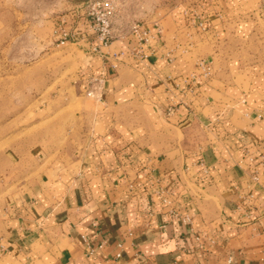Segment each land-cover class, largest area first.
Masks as SVG:
<instances>
[{
	"label": "crops",
	"instance_id": "1",
	"mask_svg": "<svg viewBox=\"0 0 264 264\" xmlns=\"http://www.w3.org/2000/svg\"><path fill=\"white\" fill-rule=\"evenodd\" d=\"M120 1L109 45L67 42L102 99L80 145L33 154L0 264H264L261 0ZM135 20L154 35L141 51ZM200 58L212 73L193 79Z\"/></svg>",
	"mask_w": 264,
	"mask_h": 264
},
{
	"label": "rangeland",
	"instance_id": "2",
	"mask_svg": "<svg viewBox=\"0 0 264 264\" xmlns=\"http://www.w3.org/2000/svg\"><path fill=\"white\" fill-rule=\"evenodd\" d=\"M128 1L120 5L137 8ZM76 4L0 0V223L20 185L37 175L33 154L80 145L82 123L100 101L87 95L95 81L78 87L76 46L59 42Z\"/></svg>",
	"mask_w": 264,
	"mask_h": 264
},
{
	"label": "built area",
	"instance_id": "3",
	"mask_svg": "<svg viewBox=\"0 0 264 264\" xmlns=\"http://www.w3.org/2000/svg\"><path fill=\"white\" fill-rule=\"evenodd\" d=\"M117 5L115 0H85L77 3L70 11L71 19H63L64 25L60 28V40L62 44L67 43L72 37L83 34L86 38H91L100 45H109L114 39V17L116 15ZM259 11L264 14V0H261ZM70 23V28H67ZM202 25V22L199 23ZM131 35L137 41V47L141 51L143 45L149 42L153 37V31L144 23L136 21L131 25ZM198 71L193 75V79L205 76L208 77L212 73L210 61L206 58H200L197 62ZM88 96L102 99V87L97 81L87 91ZM166 200V199H165ZM174 217L180 218L182 222L189 223L188 216H182L177 211H172Z\"/></svg>",
	"mask_w": 264,
	"mask_h": 264
}]
</instances>
